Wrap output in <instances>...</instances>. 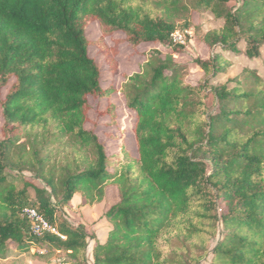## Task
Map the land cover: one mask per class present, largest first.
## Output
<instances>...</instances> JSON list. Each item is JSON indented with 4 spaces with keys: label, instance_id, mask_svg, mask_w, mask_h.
Segmentation results:
<instances>
[{
    "label": "trees",
    "instance_id": "obj_1",
    "mask_svg": "<svg viewBox=\"0 0 264 264\" xmlns=\"http://www.w3.org/2000/svg\"><path fill=\"white\" fill-rule=\"evenodd\" d=\"M192 13H209L223 23L202 38L216 49L209 59L195 61L202 83L188 85L184 68L155 52L122 90L135 114L137 157L126 149L122 159L108 155L107 146L86 129L90 99L115 92L103 87L91 47L100 46L114 72L117 49L109 50L104 39L116 34L133 48L168 45L179 53L185 47L172 36L179 23L189 26ZM93 23L101 28L99 44L87 37ZM240 44L247 59H260L264 0H0V90L14 80L0 101V259H8L11 248L25 254L36 247L66 254L63 264H90L91 240L94 264H199L198 257L187 259L185 243L221 235L209 251L212 264H264V80L246 67L219 84L228 74L224 54H241ZM204 92L206 100L218 102V111L199 120L205 104L196 97ZM114 112L109 106L106 114L114 118ZM27 128L43 130L41 149L72 135L92 151L84 170L60 181L61 206L76 194L100 203L106 187H116L119 201L104 213L112 225L106 241L59 215L53 179L46 182L49 192L8 172L11 151ZM27 208L58 235H33L23 216Z\"/></svg>",
    "mask_w": 264,
    "mask_h": 264
},
{
    "label": "rangeland",
    "instance_id": "obj_2",
    "mask_svg": "<svg viewBox=\"0 0 264 264\" xmlns=\"http://www.w3.org/2000/svg\"><path fill=\"white\" fill-rule=\"evenodd\" d=\"M237 3L232 2L229 6H235ZM152 7V3L150 5ZM148 7V8H150ZM188 27L184 22L178 25V35L184 41L182 45L184 51L179 53L173 52L168 45L146 44L138 48H133L126 43L122 34H116L113 37L104 39V45L109 50L117 49L118 55L115 57L117 62V71L110 70L106 63V58L100 53L97 45L91 47V56L96 59L100 66L102 74V83L105 89L113 88L115 92L107 99H90L91 110L89 112V122L86 125L88 131H94L100 140L107 146L108 155L124 157L122 149L130 152L132 157H137L136 142L131 132L132 119L134 113L130 112L126 106V99L123 95V85L127 77L143 70L144 65L148 62L154 53H160L163 58L173 59L174 63L184 68L183 75L185 82L193 87L198 86L204 79V73L196 65V60L209 59L216 49H210L202 38L211 31L222 28V21L213 18L209 13L198 14L192 13L188 17ZM87 37L90 41L99 44L102 37L100 25L93 23L87 30ZM116 41H122L117 44ZM118 46V48H116ZM241 54L230 55L225 53L228 58L229 66L227 76L220 83H225L229 79H236L242 75L246 67H254L258 75L264 80V46L261 49V57L257 60H249L244 55L245 45H239ZM219 50V49H217ZM219 53H222L219 51ZM234 81V80H232ZM14 80L4 89L0 90V101L4 100L11 89ZM205 92L200 93L196 98L203 100L204 106L200 108L199 120L202 118L208 120L218 111V102L206 100ZM109 106L115 107L114 118L106 114ZM4 119L2 108L0 106V140L2 139V127ZM53 132V130H52ZM43 130L27 128L21 133L18 144L12 149L8 161V172L12 175L21 174L29 181L36 185L46 187V182L53 179L56 191L52 195V203L59 207V215L63 216L69 223L77 227L83 225L89 234H96L99 241H106L112 225L104 217L106 209L119 201V194L116 187L109 185L106 187L105 199L102 202L89 203L80 194H76L70 204L66 207L61 206L63 194L60 188V181L67 173L74 174L86 167L85 161H93V154L89 148L83 147L72 135H65L56 143L41 149ZM38 135V136H37ZM40 151L38 158L43 159L42 163L37 161L35 153ZM43 167V168H42ZM40 171L42 173L40 174ZM22 183L18 184V188ZM30 195L35 198V193L31 189ZM221 235L206 239H195L192 243H185L189 248L187 255L188 260L199 258V264H212V256L209 257V251L215 247L220 240ZM167 245V244H164ZM180 243L167 245L172 248ZM94 241H89L88 259L90 264H94L92 250ZM67 259L66 254L33 248L28 253H20L15 248L10 249L8 259H0V264H63ZM197 264V263H194Z\"/></svg>",
    "mask_w": 264,
    "mask_h": 264
},
{
    "label": "built area",
    "instance_id": "obj_3",
    "mask_svg": "<svg viewBox=\"0 0 264 264\" xmlns=\"http://www.w3.org/2000/svg\"><path fill=\"white\" fill-rule=\"evenodd\" d=\"M172 39L174 44H184V41L181 40L178 32L173 34ZM23 216L31 222V231L33 235L37 237H41L45 233L58 235L57 230L50 226V224L36 210L27 208L24 210Z\"/></svg>",
    "mask_w": 264,
    "mask_h": 264
},
{
    "label": "crops",
    "instance_id": "obj_4",
    "mask_svg": "<svg viewBox=\"0 0 264 264\" xmlns=\"http://www.w3.org/2000/svg\"><path fill=\"white\" fill-rule=\"evenodd\" d=\"M102 242V241H101Z\"/></svg>",
    "mask_w": 264,
    "mask_h": 264
}]
</instances>
